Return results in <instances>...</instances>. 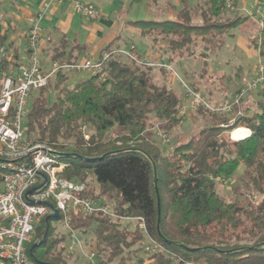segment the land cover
<instances>
[{
  "label": "trees",
  "instance_id": "1",
  "mask_svg": "<svg viewBox=\"0 0 264 264\" xmlns=\"http://www.w3.org/2000/svg\"><path fill=\"white\" fill-rule=\"evenodd\" d=\"M141 1L132 0L131 5ZM224 3L199 0L196 7L184 6L176 18L141 19L130 24L154 42L166 41L172 58L184 57L199 38L212 47L207 46V51H215L225 43L226 35L233 36L229 34L232 29L250 20L248 15L225 16ZM258 4L261 25L254 42L264 61V0ZM7 42L0 19V47ZM104 50L111 53L105 79L90 75L70 87L68 75L60 71L47 87L32 94L28 135L61 154L67 163L63 177L86 183V190L79 195L101 200L118 215L143 217L150 235L170 251L207 264H264V88L260 91L263 98L243 105L245 115L228 128L242 123L251 129L249 136L238 140L225 137L226 129L220 124L229 118L201 107L199 112L211 123L162 154L148 135L157 124H164L166 132L181 124L182 96L166 83L155 81L151 68L126 61L112 45ZM74 56L59 46L52 60L70 62ZM17 57L13 54L4 60L3 68L17 67ZM50 91L56 92L53 102L47 96ZM115 125L122 130L108 136ZM229 179H237L260 197L247 203L226 198L219 185ZM61 218L47 215L37 224L28 255L38 264H71L64 243L69 235L52 226V220ZM80 219L72 224L93 227V249L100 264L116 259L117 264H126L135 259L132 252L136 245L137 250L144 248L137 229L108 214ZM147 254L149 262L143 257H138V262L176 264L164 253ZM104 256L106 261L101 259Z\"/></svg>",
  "mask_w": 264,
  "mask_h": 264
},
{
  "label": "built area",
  "instance_id": "2",
  "mask_svg": "<svg viewBox=\"0 0 264 264\" xmlns=\"http://www.w3.org/2000/svg\"><path fill=\"white\" fill-rule=\"evenodd\" d=\"M71 2L78 14L92 20L100 19L102 11L92 2L83 0H45L42 10L32 20L27 33L28 55L17 67L3 68V61L10 60L13 53L6 45L0 47V264H38L28 255V245L36 236V226L47 215L58 211L60 221L68 229L71 244L68 252L75 255L82 242L72 224L78 216H90L96 213L108 214L119 223L134 224L143 236L145 251L149 254L164 253L176 264H207L187 260L164 244L154 239L140 216H121L112 207L93 197L79 195L86 190L83 181L70 180L61 175L67 163L61 160V154L45 142L36 141L28 135V125L24 124L29 112L28 104L33 92L47 87L58 72L67 75L77 71L88 70L91 75L105 79L109 74L111 53L105 52L100 58H85L74 61H52L46 68L41 58V45L45 33L40 19L54 2ZM227 10H235L234 0H225ZM261 7H259L260 10ZM258 10V11H259ZM131 49H116L123 57L149 67L173 70L165 56L159 59L145 57L137 58ZM185 84V83H184ZM187 95L191 97L193 109L203 107L215 113L231 115L220 124L226 130L227 137L242 123L228 130L239 117L245 115L243 105L246 98L258 89L264 88V61L256 67L254 74H246L241 79V86L235 95L225 103L213 104L200 91L188 86ZM186 107L183 105L181 114ZM246 126V125H245ZM247 127V126H246ZM245 136L251 134V129ZM243 137V138H245ZM85 138L89 134L85 133ZM165 138V135H164ZM241 138V139H243ZM168 140V138H165ZM39 186L36 190H30ZM134 221V222H133ZM89 257L96 256V250L91 248ZM91 264H95L91 260Z\"/></svg>",
  "mask_w": 264,
  "mask_h": 264
},
{
  "label": "crops",
  "instance_id": "3",
  "mask_svg": "<svg viewBox=\"0 0 264 264\" xmlns=\"http://www.w3.org/2000/svg\"><path fill=\"white\" fill-rule=\"evenodd\" d=\"M44 1L45 0H0V16L3 17L2 23L8 34V42L6 46L11 53L18 55V64L27 59V33L32 25V20L42 10ZM83 1L94 3L102 11V17L96 20L88 19L75 12L71 2L66 1L54 2L40 19V24L45 33V40L41 45V58L43 65L46 68L51 66L53 52L55 48L59 46H63L68 53H73L75 55L74 60L100 58L105 52L104 49L108 45H112V48L115 49H131V47L134 46L133 53L140 58L152 57L153 59H159L161 56L166 57V61L171 63L173 67L172 71L165 68H153L150 69V71L161 73L163 78L168 81L166 84L174 89V86L169 84L174 79L171 74L178 71L177 73L183 75L186 72L184 64L187 59L184 57L172 58L167 50L166 41L154 42L150 36H143L140 29L132 26L130 21L141 19H173L178 16L184 6L188 5V7H196L199 0H142L141 4H144V6L139 10L136 9L134 13L132 12V0ZM235 1V3H237L236 9H225V16H247V14H245L249 13L247 9L249 7L247 0H243L241 2L242 4L239 3V0ZM4 4L5 6L1 7V5ZM258 5V0H256V6L258 7ZM258 10L259 8L257 11ZM131 13L133 14L131 15ZM260 21L259 18V20H257L259 26L261 25ZM249 22L250 20L243 25L242 31L240 30V36L238 37L237 43H240L243 48H245L249 57H253V54H257V52L259 55V50H256L254 39L250 38L248 35L250 30L248 25ZM232 34L233 36L231 37H234V35L236 36L234 32ZM225 44L227 45V43H224L222 47ZM212 53L213 52L209 54V56H211L210 59L216 61L217 59L214 58V55H216L217 51H214V55ZM222 61L223 60H219L218 65H215V67H220ZM206 62L209 65V67L206 66L208 68L207 70H210L211 73L225 76L223 68L220 67V70L218 69L214 71L212 65L209 64L208 61ZM243 64V62H240V74H238L237 71H234L233 77L239 78L248 74V72H252L251 69L247 71L243 70ZM180 75L179 77L181 78ZM209 79H211V77ZM216 88H218V92H220L217 95L221 99L228 97V93L223 92L222 89L220 90L218 85ZM207 93L211 97H217L218 99V96L214 95V92L210 89L207 90ZM255 94H258V92H254L247 97L244 102L245 106L254 102L252 97ZM180 95L182 96V94ZM150 133H152V131ZM82 217L84 216L80 215L73 220H81L80 218ZM75 229L76 232L79 233L80 228L75 227ZM64 232L67 234L68 229L64 228ZM79 238H82V234L79 235ZM66 240L71 243L70 236ZM65 246L68 249L66 243ZM70 256L72 257L70 261L71 264L77 263L81 258L80 255L79 257H75L76 255Z\"/></svg>",
  "mask_w": 264,
  "mask_h": 264
},
{
  "label": "rangeland",
  "instance_id": "4",
  "mask_svg": "<svg viewBox=\"0 0 264 264\" xmlns=\"http://www.w3.org/2000/svg\"><path fill=\"white\" fill-rule=\"evenodd\" d=\"M235 1V0H234ZM243 0H239V3L242 4ZM236 2V1H235ZM249 7L247 8L249 13H245L250 17V22H249V37L253 38L254 40L257 39L258 41V32H259V22H257V20H259V18L261 17L262 13L261 12V8L259 10V12L257 11V9L259 7H261L260 5H258V7L256 6V0H247ZM235 5H237V3H235ZM5 6L1 5V7ZM133 6V7H132ZM132 7L133 10L132 12L134 13V11L136 9H141L144 4L140 3H135L133 4ZM241 11V10H240ZM233 12V11H232ZM131 13V15L133 14ZM242 13V12H241ZM2 16H0V19L2 20ZM243 25L232 29L230 31L229 34L231 33H235L236 36L234 35V37H231L229 35H226V40L225 43H227V45L225 44L223 47L220 46L219 48H217L215 51H217L216 55H214V51L212 50L211 46H208L206 43L202 42L201 39H197V41H194L190 46L189 49L190 51L188 52V54H186L184 56V58H186L187 60L185 61V68H186V72L183 75H180V73H172V77L174 78L172 82H170L169 84L171 86H174V90L180 95L182 94V99L184 101V106L186 107L185 112L183 114L184 118L181 122V124L175 128H173L172 130H170L169 132H166L163 128L164 124H157L155 125L154 128H152L150 130V132L152 131V133H150L148 135V139L149 142H151L154 146L158 147V149L162 152V154H167L170 153L173 148L178 145L181 142H185L187 140H189L193 135L197 134L198 131L205 125L210 124L211 120L207 117H205L201 112H199V110L193 109L191 107V97H189L187 95V87L186 84L192 88L194 87H198V89H200L201 94L207 99L209 100L211 103L213 102V104H221V103H225L227 100H230L236 93V91L238 90V88L241 86V79L242 77H233L234 71H237L238 74H240V62H243L244 64L242 65V67L244 68L243 70L247 71L249 69L252 70V72H248V74H254L256 72V67L261 64L263 62V59L261 58L260 54L258 55V50L256 48V53L253 54V57H249L247 55V52L245 51V48H243V46L239 43H237L238 37L240 36L239 32L240 30L242 31ZM210 47L211 50H206V47ZM206 51V52H204ZM206 54V57L204 56V54ZM213 52L212 54L215 56L214 58L217 59L216 61L211 60V56H209V54ZM170 55V52H169ZM137 58L139 59H143L137 56ZM207 58V59H205ZM243 58V59H242ZM126 61H129V59L125 58ZM219 60H223L222 61V65L220 66L221 68H223V71L225 73V76H221L215 73H211L210 70H207L209 67V65H204V63L206 61L209 62V64L212 65L214 71L215 70H220V67H215V65H218ZM243 60V61H242ZM226 61V62H224ZM229 61V62H228ZM228 62V64H227ZM214 64V65H213ZM153 69V68H151ZM176 70V68H175ZM217 72V71H216ZM151 75L154 77V80L157 81L158 83H168V81H166L163 78V75L161 73H158L157 71L153 72L150 71ZM181 76V78L179 77V75ZM91 74L89 73L88 70H82V71H77L74 72L72 74L68 75V80H67V85L72 87L74 86L77 82L87 79ZM211 79H209L210 77ZM240 76V75H238ZM245 76V75H244ZM185 83V84H184ZM218 85L219 89L223 90V92L228 93V97L221 99L217 94L220 93L218 92V88H216ZM211 90L214 92V95L218 96L217 97H211L208 93L207 90ZM261 91V88L258 89V94L253 95V99H254V103L256 102V100H258L259 98H263L262 94L259 93ZM37 94V92H33V95ZM231 94V95H230ZM48 99L50 102H53L56 98V92L54 91H50L48 92ZM32 98L33 96L30 97L29 100V104H28V108L30 110L31 105H32ZM247 99V98H246ZM229 118L231 117V115H228ZM227 116V117H228ZM24 124H27V120L24 122ZM87 130V129H86ZM122 129L115 125L111 131L108 133V136L114 137L116 136ZM87 132V131H86ZM168 138V140H165L164 138ZM223 135L225 137H227L228 134L223 133ZM232 139V138H231ZM219 189L221 191V193L226 197V198H230V199H236L239 198L241 199V201H243L244 203H247V201L249 199L252 200H257L260 195L258 193H254V192H250L249 190L245 189L240 182L236 179H229L227 181H222L220 182L219 185ZM134 222V221H133ZM130 225V226H129ZM52 226L56 227V232L62 234L64 232V228L65 226L62 224L61 221L58 220H52ZM130 229H134V224H128ZM80 231L82 234V238L84 239H80L82 242V246L79 250L77 251V253L75 254V257H79L80 255V259L77 263L75 264H91V260L94 261L95 264H100L98 261V258L95 256L92 259L89 257V255L91 254V248H93L94 243H95V239L93 238V227L89 228L87 226H80ZM77 232V234L81 235ZM37 232V230H36ZM139 232V230H138ZM94 242V243H93ZM66 245L69 247L70 246V241H65ZM144 247V245H143ZM138 246L136 245L134 247V251L132 252V255L135 257L134 260H128L126 262V264H145L142 262H138V257H143L146 260V263L149 262V260L147 259V252L145 251V248H142L140 250H137ZM40 251H43L40 250ZM82 253V254H81ZM132 256V257H133ZM128 257V256H126ZM137 257V258H136ZM107 256L102 257L101 259L106 261L107 260ZM72 257L70 256V261H71ZM76 260V259H74ZM119 261V259L114 260L113 262H110L111 264H117ZM109 264V263H107Z\"/></svg>",
  "mask_w": 264,
  "mask_h": 264
},
{
  "label": "bare ground",
  "instance_id": "5",
  "mask_svg": "<svg viewBox=\"0 0 264 264\" xmlns=\"http://www.w3.org/2000/svg\"><path fill=\"white\" fill-rule=\"evenodd\" d=\"M249 129L244 126H240L238 129L233 130L232 137L235 140L245 137L249 133Z\"/></svg>",
  "mask_w": 264,
  "mask_h": 264
},
{
  "label": "water",
  "instance_id": "6",
  "mask_svg": "<svg viewBox=\"0 0 264 264\" xmlns=\"http://www.w3.org/2000/svg\"><path fill=\"white\" fill-rule=\"evenodd\" d=\"M155 177H156V172H155ZM38 187H39V186L33 187V188L30 190V192L36 190ZM53 216H54V217H57V216H58V211H57V210L54 211Z\"/></svg>",
  "mask_w": 264,
  "mask_h": 264
}]
</instances>
